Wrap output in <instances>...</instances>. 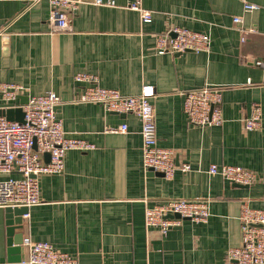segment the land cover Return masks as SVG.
Wrapping results in <instances>:
<instances>
[{
	"label": "crops",
	"instance_id": "crops-1",
	"mask_svg": "<svg viewBox=\"0 0 264 264\" xmlns=\"http://www.w3.org/2000/svg\"><path fill=\"white\" fill-rule=\"evenodd\" d=\"M74 1L76 8L65 12L69 30L52 33L46 1L0 0V84L23 88L9 104L24 106L26 98L53 92L67 136L95 146L67 152L60 175L39 179L40 204L23 218L24 239L50 243L79 264H227L228 248L241 244V204L264 210V70L255 64L264 61V0H141L152 14L147 24L128 9L132 0ZM243 1L259 9L245 12ZM235 17L253 30L243 42ZM174 27L207 34L210 50L156 54L155 38ZM78 73L95 75L99 86L124 96L152 87L157 145L191 171L165 179L144 170L138 119L76 104ZM205 84L225 88L224 121L199 129L183 113V93ZM121 124L126 133H104ZM212 164L252 171L255 182L241 187L209 176ZM200 198L210 201L206 222L183 220L166 235L144 227L145 208ZM6 230L0 208V264H7Z\"/></svg>",
	"mask_w": 264,
	"mask_h": 264
},
{
	"label": "built area",
	"instance_id": "built-area-1",
	"mask_svg": "<svg viewBox=\"0 0 264 264\" xmlns=\"http://www.w3.org/2000/svg\"><path fill=\"white\" fill-rule=\"evenodd\" d=\"M46 1L49 6L48 23L52 33L69 30L65 12H71L77 6L74 0H29L34 5ZM96 6H113V2L104 3L94 0ZM245 12H254L259 6L243 1ZM128 9L136 12L142 23L151 22L152 14L144 9L141 0H132ZM233 24L243 42L251 29L241 26V19L233 18ZM210 50V38L207 34L174 27L155 38V52L158 55H175L183 52L195 54ZM263 68L264 61H257ZM81 84L75 100L76 104H98L105 112L118 115L130 114L140 122L142 165L144 170L157 172L165 179H171L175 171H191L187 163L176 165L173 152L157 145L156 123L151 99L155 91L144 86L136 96H124L118 90L99 86L95 75L78 73L73 77ZM23 90L19 85L0 84V96L5 104L17 98ZM225 88L205 84L199 89L183 93L182 110L190 124L199 129L218 127L223 123L221 110L222 95ZM59 97L53 92L28 98L21 106L24 122L8 121L0 116V208H27L40 204L39 179L42 176L60 175L64 170V157L69 151L87 152L95 149L93 144L83 139L68 137L57 118L55 109ZM253 121L249 119L246 124ZM127 125L105 128L106 134H124ZM35 147V149H34ZM49 154V161H44V154ZM15 171L19 177L13 178ZM209 176H219L223 180L238 185L251 186L255 182L252 171L238 166L212 164L207 170ZM210 201L206 198L193 200H168L145 208L144 227L155 228L161 235L180 226L183 220L204 223L210 216ZM178 215L179 218H169ZM28 212L23 218H28ZM241 244L228 248L227 264H264V210L252 209L247 202L240 206L238 216ZM259 224L261 227L251 226ZM27 256L21 264H79L75 256L58 252L52 244L24 239Z\"/></svg>",
	"mask_w": 264,
	"mask_h": 264
},
{
	"label": "water",
	"instance_id": "water-1",
	"mask_svg": "<svg viewBox=\"0 0 264 264\" xmlns=\"http://www.w3.org/2000/svg\"><path fill=\"white\" fill-rule=\"evenodd\" d=\"M26 101H28V98H26ZM27 102L24 104L26 105ZM22 104L19 106H15L14 104H4L0 106V116L4 117L8 121H14L18 123H23L24 120V113L21 108ZM35 149V147H34ZM44 161H49V154H44ZM149 172H153L151 169ZM156 174H159L163 176L160 173L155 172ZM238 185V184H237ZM241 187H249L247 185H239ZM6 212V218H7V264H21L22 260V253H23V242L24 237L21 232L23 228L24 221H27L23 219V215L28 212L27 208L21 207V208H6L4 209ZM169 218H176L178 219V215L169 216ZM251 226L261 227L259 224H251ZM15 231H19L18 234H15Z\"/></svg>",
	"mask_w": 264,
	"mask_h": 264
}]
</instances>
